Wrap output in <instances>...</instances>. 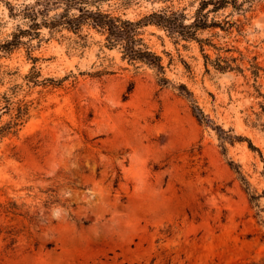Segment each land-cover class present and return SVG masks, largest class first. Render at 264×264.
I'll return each instance as SVG.
<instances>
[{
    "label": "rangeland",
    "instance_id": "rangeland-1",
    "mask_svg": "<svg viewBox=\"0 0 264 264\" xmlns=\"http://www.w3.org/2000/svg\"><path fill=\"white\" fill-rule=\"evenodd\" d=\"M201 1L88 6L190 23ZM237 4L192 39L142 26L163 73L92 25L44 23L80 0H0V45L24 32L0 50V126L4 95L29 106L0 142V264H264V0Z\"/></svg>",
    "mask_w": 264,
    "mask_h": 264
},
{
    "label": "trees",
    "instance_id": "trees-1",
    "mask_svg": "<svg viewBox=\"0 0 264 264\" xmlns=\"http://www.w3.org/2000/svg\"><path fill=\"white\" fill-rule=\"evenodd\" d=\"M80 3H85L86 6L80 8L79 14L69 15L68 12L54 20H45L44 23L51 28L63 26L73 31L80 30L85 24L92 25L94 28L107 34L108 46L112 48L120 47L122 49L124 58L130 61L145 62L153 67H157L164 73L165 71L164 66L161 63V57L151 51V49L144 43L143 38L140 37L142 26L156 24L164 28L171 35L180 36L186 39L196 38L198 31L220 25L219 22L209 20V14L211 12H218L230 3L237 6L238 0H202L200 7L193 17V21L190 23H186L187 15L179 11L169 12L163 10L160 12H154L139 21H132L123 19L120 16H114L110 13L102 12L99 8L94 10L88 6L89 0H80ZM210 6H213V8L211 9ZM23 12H25L24 15L26 17H29L34 21L32 29L30 31L25 30V32L30 33L40 25L37 22L40 12L33 5H26ZM22 33H24L23 30H20V33H15L12 40L4 45H0V50L7 51V49L20 44L21 40L19 34ZM34 59L36 60L37 58ZM217 68L222 71L234 69L229 61L218 62ZM28 77L29 79H31V77L35 78L34 75ZM2 102L5 103L2 110H5V112L14 110L15 114L8 123L0 126V142L9 134L17 133L21 126L26 122V118L29 114V106L27 104H19L15 108L14 102L6 95L2 97ZM199 114L203 120L207 119L201 109H199ZM250 145V147L255 148L252 144Z\"/></svg>",
    "mask_w": 264,
    "mask_h": 264
}]
</instances>
